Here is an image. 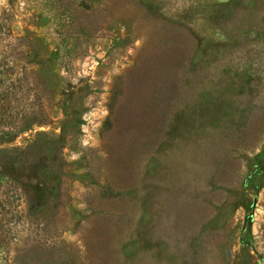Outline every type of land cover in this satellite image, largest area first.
Listing matches in <instances>:
<instances>
[{"label":"rangeland","instance_id":"1","mask_svg":"<svg viewBox=\"0 0 264 264\" xmlns=\"http://www.w3.org/2000/svg\"><path fill=\"white\" fill-rule=\"evenodd\" d=\"M0 78V264H264V0H0Z\"/></svg>","mask_w":264,"mask_h":264},{"label":"trees","instance_id":"2","mask_svg":"<svg viewBox=\"0 0 264 264\" xmlns=\"http://www.w3.org/2000/svg\"><path fill=\"white\" fill-rule=\"evenodd\" d=\"M4 82L5 79L0 78V88H3ZM21 124H23V122H14L9 115L4 116L0 113V186L5 183L13 185L17 183L15 173L18 170V166L22 165L20 156L26 154L19 148L9 149L6 146L11 144L17 137L18 133L23 130H20L22 126ZM22 159L24 160L25 158ZM7 171L10 172V174L7 173ZM2 194L3 192H0V213L4 214L6 213L5 206L10 203L5 202L8 201V199H6L7 197H2Z\"/></svg>","mask_w":264,"mask_h":264}]
</instances>
